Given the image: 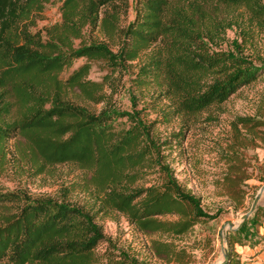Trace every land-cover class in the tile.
<instances>
[{
	"label": "trees",
	"instance_id": "1",
	"mask_svg": "<svg viewBox=\"0 0 264 264\" xmlns=\"http://www.w3.org/2000/svg\"><path fill=\"white\" fill-rule=\"evenodd\" d=\"M49 1L0 0V164L7 143L18 138V152L34 163L90 170L102 207L145 232L183 235L214 219L178 181L165 154L169 140L159 139L154 123L135 107L117 108L105 86L145 54L131 85L138 91L155 86L175 116L226 102L264 74V61L254 64L212 48L226 28L215 15L243 9L264 25V0H135L126 24L129 0H60V20L43 36L31 27ZM79 58L85 62L62 77ZM92 63L105 71L101 80L88 78ZM78 98L103 106L96 112ZM132 100L136 106L135 95ZM259 109L232 122L217 181L236 210L244 206L245 181L252 177L245 149L264 145V104ZM123 117L130 126L118 130L114 120ZM7 205L13 210L0 217V264H98L95 250L106 237L95 214L65 200L0 187V206ZM263 218L264 210L256 208L252 220ZM240 241L237 233L229 235L221 264H240L233 250ZM169 259L186 264L189 256L169 247Z\"/></svg>",
	"mask_w": 264,
	"mask_h": 264
},
{
	"label": "rangeland",
	"instance_id": "2",
	"mask_svg": "<svg viewBox=\"0 0 264 264\" xmlns=\"http://www.w3.org/2000/svg\"><path fill=\"white\" fill-rule=\"evenodd\" d=\"M60 3V0H50L31 31L40 30L45 36V28L60 20ZM129 3L124 24L134 16L135 0ZM215 17L223 21L226 28L212 43V48L232 52L254 64L264 61V25L249 19L243 9H222ZM144 59L145 54H142L125 73L111 76L114 81L111 87L106 84L105 92L112 93L111 101L117 108L131 110L135 107L144 121L154 123L159 139L169 140L165 154L178 181L200 198L202 207L215 215L214 219L195 225L183 235L142 231L122 213L102 207L90 170L73 163H34L29 155L18 152L17 145L22 142L18 138L7 143L5 162L0 164V187L7 191L22 190L32 198L65 200L95 214L106 237L95 250L98 264H180L169 259V247L184 251L189 256L186 264H221L228 258V237L233 233L241 240L233 246L240 264H264V218L260 222L252 220L256 208L264 210V191L253 212L242 221L264 184V145L245 149L252 164L249 169L252 177L245 181L247 194L241 209H234L217 187L225 169L232 122L237 116L255 115L264 104V74L222 104L212 105L191 117H177L170 100L158 99L159 91L155 86L138 91L131 85L130 77ZM84 62V58L75 59L61 76L66 77ZM104 74L101 64L92 63L88 78L101 80ZM133 95L136 106H133ZM81 103L96 112L103 106V103L88 100ZM114 125L118 130L126 129L130 122L126 117L117 118ZM178 132H182L180 136L175 135ZM176 141L178 143H173ZM12 210L10 205L0 206V217Z\"/></svg>",
	"mask_w": 264,
	"mask_h": 264
},
{
	"label": "water",
	"instance_id": "3",
	"mask_svg": "<svg viewBox=\"0 0 264 264\" xmlns=\"http://www.w3.org/2000/svg\"><path fill=\"white\" fill-rule=\"evenodd\" d=\"M263 191H264V184L262 186H260V188L258 189V191L254 197V200L252 202V205H251L249 211L246 214H244L242 221L245 220L253 212V210L255 209L256 204H257L258 200L260 199Z\"/></svg>",
	"mask_w": 264,
	"mask_h": 264
}]
</instances>
